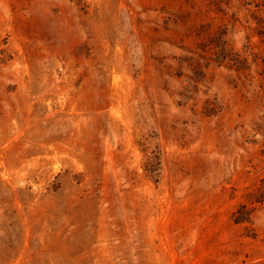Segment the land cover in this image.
Returning <instances> with one entry per match:
<instances>
[{"label": "rangeland", "instance_id": "1", "mask_svg": "<svg viewBox=\"0 0 264 264\" xmlns=\"http://www.w3.org/2000/svg\"><path fill=\"white\" fill-rule=\"evenodd\" d=\"M246 3L0 0V264H264Z\"/></svg>", "mask_w": 264, "mask_h": 264}, {"label": "trees", "instance_id": "2", "mask_svg": "<svg viewBox=\"0 0 264 264\" xmlns=\"http://www.w3.org/2000/svg\"><path fill=\"white\" fill-rule=\"evenodd\" d=\"M246 4L255 7L252 9L247 20L248 26L253 30V33L258 36L261 42L264 43V0H246ZM237 57L231 58L234 63H236L237 70L250 69L251 63L247 57L242 59L239 58L240 54H237ZM235 55V56H236ZM261 74L264 76V58L261 64Z\"/></svg>", "mask_w": 264, "mask_h": 264}]
</instances>
